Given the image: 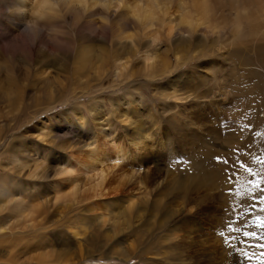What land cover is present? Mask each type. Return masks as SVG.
Masks as SVG:
<instances>
[{
    "label": "rangeland",
    "instance_id": "1",
    "mask_svg": "<svg viewBox=\"0 0 264 264\" xmlns=\"http://www.w3.org/2000/svg\"><path fill=\"white\" fill-rule=\"evenodd\" d=\"M11 1L0 0V170H9L4 161L15 154L43 162L44 178H33L26 169L23 179L35 181L39 186L42 182L43 188L55 183L65 185L67 182L58 180L55 173L58 167L52 163L64 164L66 159L71 164L77 162L78 170L85 169V173L80 171L82 175H92L94 180L82 178L83 190L86 189L83 193L87 191V195V192L80 193L58 205L52 200L43 209L42 220L30 227L17 226L12 234L1 237L0 242L8 244L6 247L10 249L18 241H23L22 245L33 241L29 248L20 251L66 248L72 264H218L223 261V264H264L259 255L264 249L257 247L264 241L242 235L232 240L237 234L227 231L221 237L223 218L218 200L200 201L198 196L202 193L185 191L160 195L162 199L155 207L148 204L142 220L131 215L132 225L130 222L123 225L97 223L96 220L97 212L108 197L112 198V203L116 201L121 205L112 211L122 209L123 198H116L122 194L123 197L131 194L141 205L146 196L153 200L172 171L184 177L205 176L210 172L223 184L221 165L214 157L227 155L226 149L244 150V146L250 144L252 155L247 159L254 171L260 167L252 161L256 156L264 158V139L254 135L255 131H264V36L259 39L247 36V41H243L247 46L229 47L224 40L218 44L208 39L203 47L197 43V34V39L177 43V32L169 40L160 18L154 25L160 33L159 44L147 49L144 47L147 38L140 36L141 31L134 30L133 26L129 29L134 32V40L130 39L132 46H120L111 44L117 41L116 36H111L112 20L106 33L108 37L103 38L102 16L94 18L95 22L99 21V27L94 30L92 23L85 19L76 23L67 15L61 28L57 25L56 28L42 27L39 39L35 40L27 23L11 18L8 6ZM174 8L176 4L171 5V10ZM225 10L228 13L230 8ZM172 11L176 13L175 9ZM226 35L232 38L229 28ZM82 48H89L94 60L100 57L106 66L105 72L99 74L90 64L79 65ZM144 49L165 59L171 69L162 76L136 71L131 77L126 73L119 77L113 64L114 56L127 60L132 69L133 64L143 59L147 52ZM177 54L182 55V59L177 58ZM175 92L190 96L180 100L169 96ZM125 113L131 117L130 121ZM173 115L180 120L179 129ZM138 122L146 138L143 145L134 146ZM222 124L229 127L222 129ZM241 124H251L252 130H245L241 135ZM184 125L189 128L186 130H193V137L187 134ZM117 144L124 146L122 150L127 153L117 152ZM95 145H98L99 164L96 162L89 170L85 158ZM55 148L60 153L53 156ZM102 172L107 176L104 175L103 189L95 192L88 188L101 179ZM240 175L242 179H253L246 173ZM243 187L247 189L252 185L245 183ZM233 197L236 211H242L249 201L255 205L245 214L248 226L241 227L255 231L259 237L264 232V228L258 227L264 223V201L257 199L255 193L244 195L239 201ZM177 202L185 203V209L180 216L172 218L171 208ZM185 221L197 225L190 229L192 225L186 226ZM173 226L182 228L183 231L178 229V232L182 231L183 237L193 230L192 236H180V240L168 246L164 238ZM198 227L205 231L198 232ZM199 233L202 237L197 236ZM205 233H210L208 237L215 240H206L203 245L200 239ZM225 239L230 243L224 244ZM241 249L252 258L245 259ZM8 257L9 253L0 248V260ZM225 259L230 261L225 262Z\"/></svg>",
    "mask_w": 264,
    "mask_h": 264
},
{
    "label": "bare ground",
    "instance_id": "2",
    "mask_svg": "<svg viewBox=\"0 0 264 264\" xmlns=\"http://www.w3.org/2000/svg\"><path fill=\"white\" fill-rule=\"evenodd\" d=\"M129 4H132L137 14L141 16L140 23L134 24L131 15H127V16L124 15V11ZM170 4L171 5L176 4V8H174L176 11L175 14L172 13L173 12L172 10L174 9L171 10ZM8 6H9V12L11 18L15 19L16 22L27 23L28 26L27 28H29L30 32L35 37V40H37V38L39 39L38 36L43 31L42 29H44L42 27L51 25V27L54 26V28H56L55 25H57L59 26V28H61V23H57V21L61 17H63V19H66L65 17L68 15L64 10L61 0H48V3L46 5H45V0H36L35 2L33 0H12L11 3L9 2ZM115 7H119L120 10L118 12L116 11L113 12L112 19L110 18L111 12L108 13L106 16L101 17L103 19L102 22L103 38L108 37L106 33L110 28L109 21L110 20L113 21L112 29H111L113 33H111V36L117 37V41L111 43L114 45L132 46L131 40L132 41L134 40V32L129 31V29L131 26H133L134 30L135 28H137L139 31H141V34H139L140 36L147 38L144 47L147 49L148 46L153 48L154 45H158L160 41V37H159L160 33L158 32L157 29H154V25H156L159 22L160 18H162L161 19L162 27L168 33L169 40L171 39L174 32L175 31L177 32V35H179V38L178 39L176 38L177 43H184L185 41L193 40L194 38H196L195 36L197 34V38H198V39L196 38L198 40L197 43L199 46L202 45L203 47H204V43L208 39H212L213 42L218 44L222 43L220 40H224V44L229 47H232L236 44H242L247 46V44L243 42V41H247L246 38H249L247 36H254L255 39H259L260 37L264 36L261 34V32H264V0H142V2L141 0H125L123 7H120L119 5H115ZM88 8L92 9L93 5L89 3ZM227 8H230V11H228V13L225 12L226 11L225 9ZM29 11L31 14H29ZM97 11H99V9H97ZM29 15L32 16V18L28 19L27 17ZM68 17L70 16L68 15ZM90 17H91V12H88L85 15L79 17H72L71 19H73L72 21L76 23L85 19L84 21H87L90 24L92 23V26L95 27L94 30H97V28L99 27L97 25V22L99 21L95 22L94 18H90ZM105 19H107L108 21L107 24L104 23ZM228 28L230 29L232 38H229V36L226 35ZM53 30L56 31V29ZM91 31H93V29ZM56 33H58V31ZM144 50L147 51L146 49ZM90 52L91 51L89 48L83 49L79 52L78 60L79 63H81L79 65L80 66L84 65L83 67H85L86 65L90 64V66L96 68V72L102 74L103 72H105L106 66L103 65V63L100 60V57L94 60V58L90 55ZM154 53L147 51L145 54H143V59L138 60V63L133 64L131 67L132 69H130V63L127 60L120 59L113 52V55H116L114 56L115 58L113 60V64H115L117 72H119V77L122 76L124 73H126L128 77H131L135 74L136 71H137L136 73L141 72L143 74H147L148 76H154V77L156 75L162 76L166 72H168L169 69H171V66L168 67V62L159 56H155ZM34 56L35 54L33 55V57ZM178 57L181 58L182 55L177 54V58ZM179 64L182 63L179 62ZM15 94H17V92H15ZM184 94L185 92L182 93L175 92L173 95L169 94V96H175L179 100L186 99L190 96V95L185 96ZM177 114L181 115V112H177ZM174 116L175 115H173L174 124L179 129L181 126L180 120L178 116L176 117ZM126 118L127 121H130L131 119V117L128 116L127 114H126ZM80 120L81 121L83 120L82 114L80 116ZM139 122L137 124L138 129L137 131H135L136 135H134V141H133L134 146L143 145L144 143L142 141L146 138V136L140 130L141 126L139 125L140 124ZM48 127L49 126H47L46 128ZM183 128L184 130H186V128L188 127L187 125L186 126L184 125ZM188 129L186 130L187 134L193 137L194 134L192 133L193 130L190 131ZM121 145L118 144L115 145L116 151L119 153L120 152L123 153L124 152L123 150L125 149V148L123 149L124 146L122 147ZM97 149H98V145H95L94 148L91 147V149L89 150L90 154L85 158V161L88 163L84 161L88 166V167L86 166L87 169L89 168L93 169L92 167H94V164L96 162L97 164H99L98 163L99 158L97 157V151H96ZM124 153H127V151L125 150ZM102 155L105 157L106 154L102 153ZM78 162H80V160H78ZM1 163L2 162H0V165ZM4 163L7 167H9V170L8 171L0 170V229H2V231H0V240L1 237H7L9 234H12L14 232V229H16L17 226L19 225H25L26 227H30L33 226L34 222H36L37 220H42V211L46 206H48L51 203L52 200L54 203L58 205V203L66 202L67 200H69L70 197L75 198L80 193H83V191H85L86 189L83 190V182H81L82 178H86L87 181L94 180L92 175H88L87 177L84 176L85 174L82 175L80 171H83L85 173V169L78 170L77 162L71 164L69 160L66 161L65 159L64 164H62L61 167H58L55 173L58 176V180H60L61 182L65 181V183L67 182V184L63 185L61 183L58 184L55 183L46 186V188H43L44 186H42L43 185L42 182H39L40 184L39 186L38 184L35 183V181L29 182L28 180H25V178L24 179L22 178L24 175L23 172H25L26 169H29L28 172H29V176L31 177L44 178L41 173L45 171V169L42 168L43 162H39L36 159L29 160V158L27 157L16 156L14 154L11 155L7 159V161H4ZM63 174H67L74 179L75 183L71 185V187L75 189L74 191L73 190L66 191L69 182L63 178ZM100 175H101V179L97 181L95 185L89 187L88 186L89 182L87 183L88 188L93 189L95 192L103 189V182L104 179L107 177L103 172ZM126 178L130 179L131 176H126ZM120 182H122V180ZM60 184L62 186H60ZM222 187L223 184L221 179L213 176L210 172H208L205 176L194 175L191 177H184V176H180V174H175L174 171H172L169 172L166 181L164 180L162 182L160 191L156 194V197L153 200H151L149 196H146L143 198L144 205H141L139 204V201H136L134 198H132L131 194H129L130 196L127 195L126 197L125 196L123 197L124 194H122L116 197V198H121V197L123 198L122 209L112 211L114 208L119 207L120 204L118 205L116 201L112 203L111 201L112 198L108 197V200L106 201L104 200L106 203L103 204L104 206L102 207V209H100L101 211L97 212V214L99 215H96L98 216L96 220L97 223L111 222L112 224L123 225V222L124 224H126V222L128 223L130 222L129 224H131L132 221L131 215L134 214L137 216V218L139 217L142 220L144 218L143 215L145 214V210L147 209L148 204L149 203L151 205L153 204L154 205L153 207H155V205L158 204L159 200L162 199L160 195H163V197H165V196H171L173 193H179V192L182 193L185 191L186 192L194 191L198 195L199 193H202L198 197L200 201L203 202H208V200L210 201L212 200L213 202L214 200L217 199L218 201L216 203L219 204V207L224 208L227 205L225 203L226 198L221 196V191L223 189ZM40 192L43 193L40 195ZM86 192H84L83 194H85ZM87 194L88 192L86 193V195ZM233 198L234 197L230 198L231 203ZM53 202L52 204H54ZM124 205L126 209L124 207L123 210ZM184 205L185 203L181 205L180 202H177V204L173 205V209L171 208L172 218L178 217L180 216L181 212H184L183 211L185 209L183 207ZM60 206L63 205L60 204ZM212 216L214 217V215ZM185 223L186 226H189L190 224L192 225L191 227H189L190 229H194L195 227L193 228V226L197 225L195 222L189 223L185 221ZM178 229L182 230V228L173 226V228H171V232L165 236L164 239L165 242L168 244V246L171 244V242L180 240V236H182V234L180 235V233L183 230L180 231L179 233ZM197 230L198 232L205 231V229L202 227H198ZM172 231H174V233ZM192 233L193 230H189L186 232V235L184 237H188V236L191 237ZM208 234L210 233H205L204 237L200 239V242L203 245L206 240L207 241L215 240L212 239L211 237H208ZM197 236L202 237L200 233L199 235L197 234ZM217 236H218L217 234H214V237ZM184 237L182 236V238ZM22 244L23 241H18L16 244H13V246H11L10 249H8L6 247L8 246V244H6L5 242H0L1 250H6L9 253V257L7 260H0L1 264H6V263L28 264L31 262L34 263V261H36L37 264L42 262H52L53 264H63L64 262L66 264L73 263L72 259L68 257L69 254L66 248L42 249L39 247L40 248L39 250L25 249L20 251V249L22 248H29L30 245L33 244V241H30V244L29 243L26 245H22ZM76 255L74 256L76 257ZM226 260L228 259H225V262H227ZM223 263L218 262V264H223ZM228 263L229 262H227V264Z\"/></svg>",
    "mask_w": 264,
    "mask_h": 264
},
{
    "label": "snow or ice",
    "instance_id": "3",
    "mask_svg": "<svg viewBox=\"0 0 264 264\" xmlns=\"http://www.w3.org/2000/svg\"><path fill=\"white\" fill-rule=\"evenodd\" d=\"M61 2L63 4L65 12L69 16L79 17L87 14L88 12H91L90 18H96L106 16L110 12H118L120 9L119 7H115V5L123 7L125 0H61ZM47 3L48 0H45V5ZM89 3L93 5L92 9L88 8ZM97 9H99V11H97ZM124 15H131L134 24H138L141 22V16L137 14L132 4H129L125 9ZM62 22L63 17H61L57 21V23ZM104 23H108L107 19L104 20ZM228 127V125L222 124V129ZM252 127L253 126L251 124H241L239 126V132L242 135L245 130L251 131ZM231 130L233 132L236 131V129L234 128ZM254 135L260 137L261 139H264V131H255ZM45 147L49 148L51 146ZM250 147V144H246L244 146V150L226 149L225 151H227V155H217L214 157L216 163L221 165L220 172L224 185L221 191V196L226 198L225 203L227 205L226 207L221 208V216L222 218L226 217V219H223V230L219 231V235L223 237L224 232L227 231L228 233L237 234L231 237L232 240H238L242 235L244 237L256 238L258 241H264V232H262L261 235L257 237V233L255 231H245L244 228L241 227V225H244L245 227L248 226L244 217L245 214L249 211V208L255 207V205L252 204L251 201H249L248 206H245L242 211H236V205H233L230 199L231 197L235 196L237 201H239L242 196L255 193L257 199L264 201V187H262V185H264V158H262L261 156L255 157L252 163L258 164L260 167L256 171H254L253 166H251L247 159L248 156L252 155ZM58 153H60L59 149H53V156ZM64 155L67 156L66 154ZM52 165L54 167H61L62 163H52ZM242 173H246L248 177H252L253 179H242L240 175ZM256 177H260V179H254ZM63 178L69 182L66 191H74L75 189L71 187V185L75 183L74 179L67 174H63ZM245 183L248 185H252V187L245 189L243 187ZM259 219L260 217L257 216V220ZM258 227L264 228V223L259 224ZM0 231H2V229H0ZM223 243L228 244L230 243V241L229 239H225ZM241 243L244 242L241 241ZM257 247L264 249V243H258ZM241 253L245 259L250 260L252 258L247 256V253L244 252L243 249H241ZM253 255H255V253ZM259 255L260 258H262V261H264V251L260 252Z\"/></svg>",
    "mask_w": 264,
    "mask_h": 264
}]
</instances>
